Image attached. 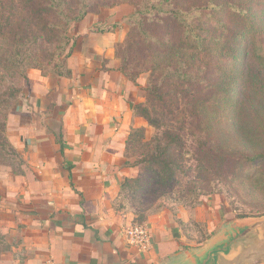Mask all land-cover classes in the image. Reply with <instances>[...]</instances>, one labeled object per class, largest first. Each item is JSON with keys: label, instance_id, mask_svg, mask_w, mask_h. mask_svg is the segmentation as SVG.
<instances>
[{"label": "crops", "instance_id": "crops-1", "mask_svg": "<svg viewBox=\"0 0 264 264\" xmlns=\"http://www.w3.org/2000/svg\"><path fill=\"white\" fill-rule=\"evenodd\" d=\"M103 37L91 31L74 39L69 77L28 73L9 129L22 173L0 177V232L7 242L0 264H158L201 245L228 219L214 208L207 224L216 228L188 245L187 225L194 214L204 219L205 204L176 218L165 209L138 219L123 200L122 183L139 173L126 140L147 122L134 113L137 85L118 69ZM133 223L150 231L146 250L125 240L124 228Z\"/></svg>", "mask_w": 264, "mask_h": 264}, {"label": "rangeland", "instance_id": "rangeland-1", "mask_svg": "<svg viewBox=\"0 0 264 264\" xmlns=\"http://www.w3.org/2000/svg\"><path fill=\"white\" fill-rule=\"evenodd\" d=\"M101 1L94 0L83 20L72 26L70 30L72 43L74 44V39L86 37L91 31L105 33L103 46L113 48L118 69L122 63L126 73L137 79L136 84L141 96L137 103L150 106L153 98L148 95L146 88L157 82L160 70L166 66L167 61L171 60L169 63L174 64V50L151 53L137 38V31L130 29L127 17L140 0H108V4H102ZM216 1L223 4L241 1L242 7L247 6L251 14L249 16L253 17L255 27H261L262 30L254 36L258 37L257 39L249 40L239 47L236 60H221L218 70L216 63L207 64L202 77V86H206L203 94L193 87L188 88L186 98L188 102L195 95L204 98L205 109L201 112L199 108L190 109L182 100H178L177 108L176 95L181 93L175 86H167L170 91L165 100L168 105L172 102V106L163 108V105H159L161 101H155L157 112L153 115L159 117L161 127L155 128L147 123L145 137L150 140L154 136H159L166 128L176 131L182 128L179 131L182 139L177 148L182 150L179 156L182 170L173 177L171 185H166L161 177H152L150 173L139 170L143 175L141 183L130 184L124 188L122 194L123 200L135 211L138 219L161 213L165 209L176 218L179 213L185 214V211L205 204L206 209L201 212L203 214L201 218L204 219L196 220L194 214L195 220L187 225L188 245H196L216 228L217 223L212 224L213 227L210 228L207 224L210 212L216 207L219 212L217 217L220 219L264 214V158L252 162L247 160L249 157L264 153V58H262L264 0ZM209 2L210 0H172L174 7L198 8L200 9L198 15H215L216 10L210 11L208 8L211 7ZM74 7L76 3L70 0L69 9L72 10ZM229 12L218 11L217 15H230L231 20L239 19L237 15L232 16ZM7 13L8 11L4 14ZM17 15H24L26 22L32 21L31 26L34 30L32 33H38L37 28L41 26L39 19L29 16L27 10L25 12L20 10V14ZM163 15L160 18L155 14L153 16L155 20L150 24L152 35L160 39L168 32L171 33V26H174L169 14ZM26 22L25 24L29 26ZM208 24L209 22L204 20L200 21L198 26L202 31L210 28ZM147 28L149 31V27ZM157 48L161 50V46ZM32 49L42 54V46L32 44ZM70 52L71 48L69 55ZM34 70L41 74L36 68L25 69L26 79L19 81L20 92L7 112L4 134L11 144L12 134L9 132L11 118L15 113L16 102L25 98L28 73ZM167 80L169 83H175L174 80ZM200 115L203 116V120L200 119ZM179 117L186 118L188 123L180 127L183 123ZM197 123H201L202 126H197ZM145 145L141 141H136L130 148L129 153L134 160L148 149ZM3 161L12 163L15 170L21 164L18 163L16 156H11L7 160L0 156V177L12 173V167L2 163ZM6 243L2 235L0 245L2 250L7 247Z\"/></svg>", "mask_w": 264, "mask_h": 264}, {"label": "trees", "instance_id": "trees-1", "mask_svg": "<svg viewBox=\"0 0 264 264\" xmlns=\"http://www.w3.org/2000/svg\"><path fill=\"white\" fill-rule=\"evenodd\" d=\"M72 1L76 3V7L71 10L69 9L70 0H0V156L6 160L11 156L17 157L18 163L21 164L16 170L13 169L12 163L2 162L10 165L13 173H22L23 160L4 134L9 106L20 92L19 81L26 79L25 69L27 67L38 69L43 76H70V69L67 66L69 50L72 46L70 30L75 23L83 20L94 0ZM101 2L108 4V0ZM209 5L211 7H208ZM209 5L207 7L211 9L210 11L216 10L215 15H198L200 14L198 8L174 7L172 0H140L134 11L127 17L130 29L137 31V38L151 53L156 51L165 53L167 50H174V64L169 63L171 60L167 61L166 66L160 70L159 81H155V84H150L146 88L148 95L153 98L152 104L150 106L141 103L134 104V113L155 128L161 127L159 117L153 115L157 112L155 101H161L159 105H163V108L172 106V102L168 105L165 100V96L170 91L167 86H175V89L181 93V95H176L177 108L178 100H182L188 104L190 109L199 108L201 112L205 109L204 98L195 95L188 102L186 100L188 88L193 87L203 94L206 86H202V77L207 64L216 63L218 70L221 60H236L239 47L249 40L257 39L258 37L254 36L262 30L261 27H255L253 17L249 16L251 14L247 6L242 7L241 1L223 4L210 0ZM20 10L22 12L27 10L29 16L41 21V26L37 28L38 33H32L34 31L31 26L32 21L26 22L24 15H17L20 14ZM226 10H229L232 16L237 15L240 20H231L230 15H217L218 11ZM7 11L8 13L4 14ZM155 14L160 18L164 16L163 14H169L174 21L171 33L168 32L161 39L151 33L150 24L154 22ZM204 20L209 22L207 26L210 28L201 31L198 23ZM32 44L42 46V54L34 51ZM159 46L161 50L157 48ZM216 58L219 59L216 60ZM119 70L126 79L137 85L136 77L127 74L122 63H120ZM167 79L174 80L175 83H169ZM193 116H195L194 112ZM202 117L200 115L201 120H203ZM179 118L183 123L180 127L188 123L186 118ZM163 119L168 118L163 117ZM173 120L170 121L173 122ZM197 126L202 125L197 123ZM181 129L176 131L166 128L159 136H154L150 140L145 137V128L134 129L126 140V151L129 153L136 141L146 144L148 149L135 157L134 164L139 170L150 173L152 177H161L166 185H171L173 177H176L177 173L182 170L179 158L182 150L177 149L182 139L179 132ZM262 158H264V153L249 157L247 160L252 162ZM141 177L143 175L138 173L135 178L125 179L121 185L122 190L132 183L140 184ZM1 238L0 233V245ZM2 249L0 246V251Z\"/></svg>", "mask_w": 264, "mask_h": 264}, {"label": "water", "instance_id": "water-1", "mask_svg": "<svg viewBox=\"0 0 264 264\" xmlns=\"http://www.w3.org/2000/svg\"><path fill=\"white\" fill-rule=\"evenodd\" d=\"M158 264H264V214L224 219L201 245Z\"/></svg>", "mask_w": 264, "mask_h": 264}, {"label": "built area", "instance_id": "built-area-1", "mask_svg": "<svg viewBox=\"0 0 264 264\" xmlns=\"http://www.w3.org/2000/svg\"><path fill=\"white\" fill-rule=\"evenodd\" d=\"M126 242L141 250H146L150 244V231L145 224L133 223L124 228Z\"/></svg>", "mask_w": 264, "mask_h": 264}]
</instances>
